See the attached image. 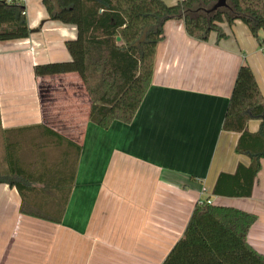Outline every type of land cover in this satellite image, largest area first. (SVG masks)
Here are the masks:
<instances>
[{"label":"crops","instance_id":"1","mask_svg":"<svg viewBox=\"0 0 264 264\" xmlns=\"http://www.w3.org/2000/svg\"><path fill=\"white\" fill-rule=\"evenodd\" d=\"M23 2L30 35L0 41V177L9 170L6 157L36 171L72 153L66 139L81 150L59 223L22 214L17 189L0 183V264H162L206 197L255 213L246 239L264 254V158L249 197L212 193L220 175L222 186V174L250 163L235 151L239 134L222 129L241 65L264 94V45L247 26L224 22L226 37L211 32L200 41L182 19L167 20L132 121L101 129L87 120L89 100L76 73L33 74L35 64L70 60L64 43L76 27L47 20L41 0ZM259 124L250 120L248 131ZM46 128L65 138L47 137Z\"/></svg>","mask_w":264,"mask_h":264},{"label":"trees","instance_id":"2","mask_svg":"<svg viewBox=\"0 0 264 264\" xmlns=\"http://www.w3.org/2000/svg\"><path fill=\"white\" fill-rule=\"evenodd\" d=\"M215 1L41 0L47 20L74 25L77 32L64 43L70 60L35 64L33 74L76 73L89 100V122L101 129H108L113 121L129 123L151 83L156 46L167 20L182 19L186 33L200 41L211 32L217 40L226 37L220 24L230 26L238 20L264 45V0H226L224 7L210 10ZM30 33L23 0H0V41L24 39ZM250 120L260 122L254 133L247 129ZM222 129L239 134L235 151L247 155L250 163L244 168L239 165L233 175L222 174L227 177L222 186L220 175L212 193L249 197L264 158V94L248 65L237 71ZM45 131L51 139L65 138L52 129ZM66 140L72 153L43 162L36 171H25L6 157L9 170L0 183L17 189L22 214L61 221L81 150L80 144ZM208 200L196 203L183 235L162 264H264V254L246 239L257 215Z\"/></svg>","mask_w":264,"mask_h":264},{"label":"water","instance_id":"3","mask_svg":"<svg viewBox=\"0 0 264 264\" xmlns=\"http://www.w3.org/2000/svg\"><path fill=\"white\" fill-rule=\"evenodd\" d=\"M225 5H226V0H216L210 10H215L217 8L224 7ZM117 39H119V38H117Z\"/></svg>","mask_w":264,"mask_h":264},{"label":"rangeland","instance_id":"4","mask_svg":"<svg viewBox=\"0 0 264 264\" xmlns=\"http://www.w3.org/2000/svg\"><path fill=\"white\" fill-rule=\"evenodd\" d=\"M66 115H67V114H66ZM51 117H53V116H51ZM51 117H48L49 120H50ZM52 121H54V119H52ZM72 135L74 136V134H72ZM49 155H51V156H55V155L53 154V151H50V152H49Z\"/></svg>","mask_w":264,"mask_h":264},{"label":"built area","instance_id":"5","mask_svg":"<svg viewBox=\"0 0 264 264\" xmlns=\"http://www.w3.org/2000/svg\"><path fill=\"white\" fill-rule=\"evenodd\" d=\"M3 1L9 2L10 0H3ZM207 202L210 203V200H208Z\"/></svg>","mask_w":264,"mask_h":264}]
</instances>
